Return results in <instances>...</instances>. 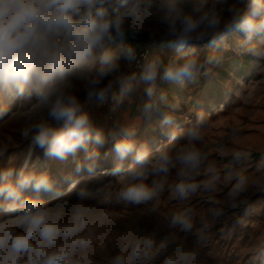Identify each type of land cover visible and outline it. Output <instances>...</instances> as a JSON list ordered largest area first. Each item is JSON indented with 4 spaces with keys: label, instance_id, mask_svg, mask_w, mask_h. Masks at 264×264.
I'll return each mask as SVG.
<instances>
[{
    "label": "clouds",
    "instance_id": "1",
    "mask_svg": "<svg viewBox=\"0 0 264 264\" xmlns=\"http://www.w3.org/2000/svg\"><path fill=\"white\" fill-rule=\"evenodd\" d=\"M145 34L178 55L141 53ZM233 34V52L264 74V0H0V121L12 118L29 144L19 168L0 166V264H209L213 233L230 215L244 225L264 197V150L253 159L239 148V127L208 143L211 114L182 118L162 85L212 74ZM93 101L113 112L139 101L146 118L161 116L166 142L139 141L127 123L105 134ZM108 143L113 166L97 172L96 146ZM37 150L73 157L66 187L29 169ZM165 196L177 210L161 213ZM249 264H264V239Z\"/></svg>",
    "mask_w": 264,
    "mask_h": 264
},
{
    "label": "rangeland",
    "instance_id": "2",
    "mask_svg": "<svg viewBox=\"0 0 264 264\" xmlns=\"http://www.w3.org/2000/svg\"><path fill=\"white\" fill-rule=\"evenodd\" d=\"M234 35L236 34L229 37L230 47L219 50L224 56V61L221 67L213 69L212 74L202 77L197 83L185 81L183 84L176 83L172 87L170 85L166 87V84L162 85V87L168 92L169 97L173 98L180 105V115L184 119H187V114L195 115L196 112L201 110L213 114L216 109L220 108L217 112L221 111L223 120H232L242 133H248L245 136L250 139L254 138L248 145L237 146L251 153H258L259 150H264V74L259 75L247 58L239 57L233 52L232 49L235 47ZM195 47L198 50H202L204 54L213 50L206 47L205 44H196ZM161 52H165L170 56L178 55L175 49H161L160 46L149 50V53L152 54H159ZM233 60L234 62L231 65L225 64ZM204 84L211 85L207 92H205ZM139 105L140 102L138 104L137 101L131 105L125 102L117 108L116 111L118 112L116 113V111H110V101L103 106L98 101H93L88 106V110L94 123L107 134L109 128L116 126L118 123H124V118L120 114L124 108L129 107V114L133 115L142 112V107L138 108ZM141 115H143V112ZM154 119L161 120V116L154 114L150 119L146 118V124L149 128L156 126L153 121ZM158 122L160 125V121ZM257 131L261 135L255 134ZM137 139L142 141L139 135ZM145 140L153 143L155 146L161 140L166 142V137L160 133L153 139L145 137L143 141ZM9 142L11 143V148L0 159V166L19 168L27 156L29 144L20 142L19 127L12 118L0 121V146L8 145ZM96 147L100 152L96 171L100 172L102 168H109L110 170L113 166L114 156V153L111 151V143L106 144L102 148ZM83 156L84 153L82 151L78 152L76 159H83ZM28 167L30 170L35 169L37 172L47 171L62 187H66V184L63 182V177L66 174L72 173L76 175L73 157L70 156L67 161H60L55 158L46 159L39 150L35 151L32 155ZM86 175H88L87 172L79 174V176ZM107 179L114 180L115 177L109 176ZM42 194L45 200L53 201L55 199L48 194ZM253 204L256 212L248 216L251 218L250 225L252 227L248 233V239L245 242L243 240L240 242L232 240L230 244L226 243L218 246H213L210 243V246L204 249V254L208 258L209 264H249V256L254 245L257 241L264 239V197H254ZM158 205L161 213L177 210V205L170 202L167 196L163 197L158 202ZM260 207H262L261 213L258 212L260 211ZM114 215L126 217L132 215V213L125 209H116ZM233 219H235V216L230 215L225 224L221 226L223 235L213 233L212 240L217 237L220 239L229 238L230 234L224 228L234 226L231 223ZM112 237H115V233L112 234ZM211 242L215 243L216 241Z\"/></svg>",
    "mask_w": 264,
    "mask_h": 264
},
{
    "label": "crops",
    "instance_id": "3",
    "mask_svg": "<svg viewBox=\"0 0 264 264\" xmlns=\"http://www.w3.org/2000/svg\"><path fill=\"white\" fill-rule=\"evenodd\" d=\"M167 85H170V84H166V87H167ZM137 103L139 104L138 101H137ZM141 107L142 106L140 104L138 106V108H141ZM138 108H137V110H138ZM129 111H130L129 107L124 108L121 111V113H120L121 117L124 118L123 122L133 126L136 129L137 136L139 135L141 137L142 141L145 139V137H148V139H153V138L157 137L160 133H162L161 127H160L159 122H158L160 120L154 119L153 121H154V124L156 126H153V124H152L153 127L149 128V126L146 124L147 120H146L144 114L141 115L142 112L130 115ZM117 112L118 111H116V113ZM221 116H222L221 111H219V112L211 114V116L209 117L210 127L206 131V136H207V142L210 144H214L217 142V140L219 138L224 137L227 134V129H229L231 127H237L236 124L232 120H230V119L223 120ZM141 117H142V119H141ZM109 129H111V128H109ZM247 134L248 133H243L242 136L239 138V140H237L235 142L236 145H248L249 142L254 140V138L250 139L247 136H245ZM255 134L261 135V133L260 132L258 133V131L255 132ZM181 142H183V141H181ZM252 154H253V159L259 158L257 152H252ZM213 159L220 160L221 157L218 155H213ZM193 206L198 207L199 209H204V207H205L203 204L199 203L198 201L194 202ZM254 212H256V211H254ZM258 212H260V213L262 212V207H260V211H258ZM242 218H244V217H242ZM244 219L246 221L244 225L232 226L231 228L227 226L224 228V229H227V233L230 234L229 238L220 239L217 237L214 239L216 242L215 243L211 242V245L218 246V245H224L226 243L230 244L232 240H236L239 242L243 240V242H245L248 239V235H249L248 233L252 229V227L250 225V219L251 218L246 217ZM214 240H212V241H214Z\"/></svg>",
    "mask_w": 264,
    "mask_h": 264
},
{
    "label": "trees",
    "instance_id": "4",
    "mask_svg": "<svg viewBox=\"0 0 264 264\" xmlns=\"http://www.w3.org/2000/svg\"><path fill=\"white\" fill-rule=\"evenodd\" d=\"M134 43H137L139 45V50L140 51H143V50H153L154 48H157L159 46V41H152L148 38V36L145 34V35H142L140 36L136 41H134ZM234 62L233 61H228L227 65H231L232 63ZM170 86H174L176 83H169ZM205 85V92L208 91V89L210 88V84H204Z\"/></svg>",
    "mask_w": 264,
    "mask_h": 264
},
{
    "label": "bare ground",
    "instance_id": "5",
    "mask_svg": "<svg viewBox=\"0 0 264 264\" xmlns=\"http://www.w3.org/2000/svg\"><path fill=\"white\" fill-rule=\"evenodd\" d=\"M161 142H163V140H161ZM157 144H158V143H157ZM157 144H156V145H157ZM102 170H109V168H102ZM102 170H101V171H102ZM41 195L43 196V194H41Z\"/></svg>",
    "mask_w": 264,
    "mask_h": 264
},
{
    "label": "built area",
    "instance_id": "6",
    "mask_svg": "<svg viewBox=\"0 0 264 264\" xmlns=\"http://www.w3.org/2000/svg\"><path fill=\"white\" fill-rule=\"evenodd\" d=\"M141 53H145V52H147V53H149V50H143V51H140Z\"/></svg>",
    "mask_w": 264,
    "mask_h": 264
}]
</instances>
